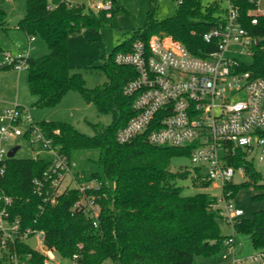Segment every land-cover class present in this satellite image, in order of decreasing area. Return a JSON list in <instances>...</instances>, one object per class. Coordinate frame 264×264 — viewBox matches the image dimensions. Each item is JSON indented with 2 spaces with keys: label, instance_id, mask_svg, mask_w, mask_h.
Wrapping results in <instances>:
<instances>
[{
  "label": "trees",
  "instance_id": "1",
  "mask_svg": "<svg viewBox=\"0 0 264 264\" xmlns=\"http://www.w3.org/2000/svg\"><path fill=\"white\" fill-rule=\"evenodd\" d=\"M113 1L108 11L94 12L86 4L70 7L60 1L52 7L48 0H26L27 9L17 28L28 37L42 38L50 52L39 58L27 57L28 88L37 97L35 108H53L70 91H78L87 104H95L101 114H110L108 126L94 124L89 137L67 122H40L46 135L73 159L78 152H96L91 159L95 171L88 178L97 180L96 191H89L101 206L99 226L83 209H74L83 194L78 190L65 191L55 205L41 210L42 197L34 189V181L42 179L50 161L46 158H11L4 163L5 175L0 176V190L13 199L11 213L19 216L26 226L45 232L46 244L61 257H79V264H195L197 258L221 256L225 241L230 237L221 230V219L211 205L214 197L204 192L184 195L182 180L191 179L195 188H208L210 183L200 169H171L176 157H190V151L168 146H154L138 137L127 143L117 140V132L135 115L133 98L123 89L136 76L131 66L118 65L115 57L131 49L135 41H147L152 35H170L180 41L191 55L205 57L215 50L203 36L223 12L217 2L181 0L173 17L157 20L154 17L157 0L151 4L143 27L132 33L125 42L111 50L101 66L108 82L90 89L82 75L73 73L69 62V35L75 30L102 29L111 24L120 9ZM251 4L243 2V25L257 38L264 37V18L251 26L247 11ZM108 13L110 16L107 17ZM7 25V13L0 8V31ZM0 52L2 48L0 46ZM250 67L264 78V50L258 47ZM12 64L0 66L2 70ZM194 174V177L193 175ZM249 183L231 185L232 196L243 188L254 187L259 194L255 202H264V179L252 165L247 167ZM235 235L249 237L253 250L264 249V209L250 219L234 223ZM82 248L79 249V246ZM40 262L43 257H39Z\"/></svg>",
  "mask_w": 264,
  "mask_h": 264
},
{
  "label": "built area",
  "instance_id": "2",
  "mask_svg": "<svg viewBox=\"0 0 264 264\" xmlns=\"http://www.w3.org/2000/svg\"><path fill=\"white\" fill-rule=\"evenodd\" d=\"M61 1L70 7L84 2L96 13L113 8L111 0ZM243 2L252 5L247 11L251 26L264 18V0H226V8L203 36L215 49L205 57L191 55L180 41L165 34L135 41L129 51L115 57L118 65L136 71L123 89L126 97L133 98L135 115L116 137L120 143L143 137L154 146L190 151L191 163L202 177L222 189L211 205L231 229L221 258L225 264H264V249L246 256L237 252L233 225L243 219L244 211L228 190L241 185L233 183L236 174L248 177V165L264 162V78L250 68L258 47L264 50V37L257 38L243 25ZM26 58L25 51L7 52L0 66L12 64L14 70H25ZM17 138L28 140L33 158L50 161L42 179L34 181L42 197L40 209L55 205L65 191L78 190L83 197L74 209H83L97 228L101 206L88 192L96 191L100 183L75 171L76 162L46 135L27 107L13 105L0 111V176L5 175L4 163L15 158L20 148L14 143ZM12 204L13 199L0 190V264H49L61 257L46 244L44 230L26 226L11 213ZM69 259L78 263L79 257Z\"/></svg>",
  "mask_w": 264,
  "mask_h": 264
},
{
  "label": "rangeland",
  "instance_id": "3",
  "mask_svg": "<svg viewBox=\"0 0 264 264\" xmlns=\"http://www.w3.org/2000/svg\"><path fill=\"white\" fill-rule=\"evenodd\" d=\"M50 3L56 4L60 0H49ZM55 1V2H54ZM116 7L120 10L114 13L111 24L102 29H81L75 30L69 36L68 41V53L69 62L72 67L73 73H80L85 81V86L93 89L108 82V77L101 68V66L107 61L111 50L117 45L125 42L132 36L134 31L141 29L146 21V14L149 11L151 4L154 0H115ZM206 2H217L220 8L224 10L226 8V0H206ZM0 8L7 13V21L10 26H15L20 18H22L26 12L27 4L26 0H0ZM178 9V0H157L154 17L159 21L169 17H173ZM18 32V31H9ZM22 32V31H21ZM23 33V32H22ZM21 34V36H23ZM15 34V33H14ZM9 37V36H7ZM3 36L8 45V38ZM12 41H21L17 35H10ZM1 44H4L1 40ZM43 44L46 51L41 55H47L50 50L46 42L42 38H38L37 44ZM10 44V43H9ZM11 45V44H10ZM41 55H38L41 57ZM36 56V55H34ZM1 60L4 55L0 54ZM15 72L13 68L8 70L0 69V73ZM24 73L27 70H23ZM20 92L23 97L25 95L24 88ZM7 92V91H5ZM10 95L13 98L9 105H22L31 110L33 119L36 122L64 121L72 124L75 129L86 136H93L94 131L92 126L94 124H102L108 126L112 122V116L110 114H101L98 112L96 105L87 104L82 95L78 91H70L61 100L58 106L53 108H35L34 105L23 99V102H16L17 96L15 92L11 91ZM19 92V91H18ZM9 93V91H8ZM17 94V93H16ZM20 94V95H21ZM29 94L31 95L30 91ZM8 95V94H7ZM15 100V101H14ZM14 143L20 148L14 155L15 158L28 159L32 158L33 150L28 140L23 138L15 139ZM98 154L96 152H78L73 156V160L76 162L75 171L83 176H89L91 173L96 172L94 165L90 162L91 159H96ZM256 170L261 174L264 179V162H256L254 164ZM180 168H189L191 170L196 169L191 163L190 157L180 156L172 160L171 169L180 170ZM194 177V174H192ZM234 184L249 183V179L246 176L236 174L233 178ZM179 185H184V195H195L198 192H204L212 197H220L222 189L219 186L209 184L208 188H195L191 179L182 180ZM254 187L243 188L233 196L234 204L244 211L243 219H250L252 214L256 211L264 209V202H255L252 197L259 194ZM221 230L224 233L230 231V227L225 223H221ZM240 242L239 255L250 254L253 250L251 240L249 237L238 236ZM57 258L54 261H50L49 264H78L73 262L69 258ZM108 264H112L111 262ZM195 264H225L221 256H217L212 259L197 258Z\"/></svg>",
  "mask_w": 264,
  "mask_h": 264
},
{
  "label": "crops",
  "instance_id": "4",
  "mask_svg": "<svg viewBox=\"0 0 264 264\" xmlns=\"http://www.w3.org/2000/svg\"><path fill=\"white\" fill-rule=\"evenodd\" d=\"M60 1H58L56 4H52L48 0V2L54 7H56ZM22 18H20V19H22ZM19 20L15 26H13V25L10 26L9 22L7 21V25L4 27V30L0 31V46L2 48V52H0V54L4 55L5 53L9 52L12 55H15L20 51H25V53L27 54V57L39 58L38 55L43 54L46 51V48L44 47V45L42 43L37 44L38 37H35L34 40H30V37H28L25 33H22L17 28ZM10 30L18 31V32H11V34H9ZM20 33H22L23 36H21ZM10 35H17V37L19 38L18 40H21V41H18V42L12 41L10 38ZM3 36H6V37L9 36V37H7L9 40L7 47L4 46L6 41L3 38ZM1 40L3 41L4 44H1L2 43ZM34 55H36V56H34ZM41 56H43V55H41ZM0 61H1V58H0ZM21 87L24 88V91H25L24 97L20 93L22 91ZM15 90H17V92H15ZM5 91H7V92H5ZM8 91H9V93H8ZM11 91L15 92V96H17L16 102H19V103L23 102L24 103L23 99L26 100L28 98V102L29 103L31 102L33 104L37 100V97L29 94L28 71L26 73H24L23 70H21V71L15 70V72L0 73V111H3L5 109H9V107H12L11 105H9L11 100L13 99V98H11V96H14V95H10V93H12ZM19 106H22V105H19ZM222 233L224 235H229V234H231V229L228 233H224V232H222ZM238 236L239 235H236V239L239 243L237 252L240 249V242L238 240ZM252 252H253V250H252ZM246 255H249V254H246ZM246 255H241V256H246Z\"/></svg>",
  "mask_w": 264,
  "mask_h": 264
},
{
  "label": "water",
  "instance_id": "5",
  "mask_svg": "<svg viewBox=\"0 0 264 264\" xmlns=\"http://www.w3.org/2000/svg\"><path fill=\"white\" fill-rule=\"evenodd\" d=\"M16 149H17V148L15 147L14 149H12V150L10 151L9 157L14 155V152H15Z\"/></svg>",
  "mask_w": 264,
  "mask_h": 264
}]
</instances>
